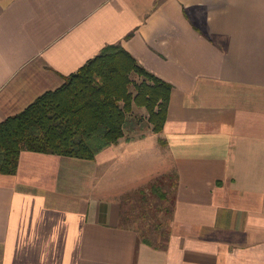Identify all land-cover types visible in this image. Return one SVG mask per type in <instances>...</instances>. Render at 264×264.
<instances>
[{
  "label": "crops",
  "instance_id": "crops-1",
  "mask_svg": "<svg viewBox=\"0 0 264 264\" xmlns=\"http://www.w3.org/2000/svg\"><path fill=\"white\" fill-rule=\"evenodd\" d=\"M113 45L173 86L163 133L146 117L95 160L23 152L0 264H264V0H0V123ZM161 179L149 239L124 201Z\"/></svg>",
  "mask_w": 264,
  "mask_h": 264
},
{
  "label": "trees",
  "instance_id": "trees-1",
  "mask_svg": "<svg viewBox=\"0 0 264 264\" xmlns=\"http://www.w3.org/2000/svg\"><path fill=\"white\" fill-rule=\"evenodd\" d=\"M172 89L121 45L108 46L62 87L0 123V174L15 175L23 152L95 160L125 138L135 107L162 134Z\"/></svg>",
  "mask_w": 264,
  "mask_h": 264
},
{
  "label": "rangeland",
  "instance_id": "rangeland-1",
  "mask_svg": "<svg viewBox=\"0 0 264 264\" xmlns=\"http://www.w3.org/2000/svg\"><path fill=\"white\" fill-rule=\"evenodd\" d=\"M135 80L141 81L139 78H135ZM146 117L148 118L146 110L135 107L133 114L129 116L128 129L135 127L137 119L142 118L145 121ZM169 183L170 181L161 179L145 189L144 192H139L136 196H129L131 198L124 201L125 213L129 217L128 223L145 231V236L149 239L153 238L158 229H160L159 233H162V229L166 230L169 227L168 210L171 204L168 195Z\"/></svg>",
  "mask_w": 264,
  "mask_h": 264
}]
</instances>
